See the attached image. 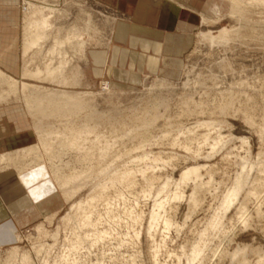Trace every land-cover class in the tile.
Returning <instances> with one entry per match:
<instances>
[{
  "label": "rangeland",
  "instance_id": "rangeland-1",
  "mask_svg": "<svg viewBox=\"0 0 264 264\" xmlns=\"http://www.w3.org/2000/svg\"><path fill=\"white\" fill-rule=\"evenodd\" d=\"M45 2L57 4L58 14L60 13L58 17L53 20L55 28L52 38L58 34L61 39L66 38L67 33L71 31V29L84 28L83 25L88 21L91 22L90 29L88 30L90 32L88 40L93 41L95 35L93 32L98 33L103 27L107 30L109 43L113 21V17L109 12L110 10L103 8L99 9L100 7L96 8L89 2H87L86 7L81 6L79 8L69 0H38L35 4L37 8H39ZM224 2L226 12L214 19L205 18L203 26L195 33L193 44L184 57L183 73L176 79L146 76L141 78L138 83L123 84V82L119 83V78L111 80V78L107 77H83L81 76L82 62L86 58L81 57L79 53L75 54L76 50H73L70 45H67L64 50L67 55L73 58L69 74L72 75L74 72L77 73L78 85L61 89L71 91L72 93L81 92L82 94L80 95L84 97L86 101L84 102L85 104H83L86 109L84 108L79 114L80 120L78 118L74 119L83 121L82 119L86 116L91 117L101 124V134L107 131L108 133L105 134L106 136L112 135L115 138L106 155L104 153L100 155L95 148L87 149L89 146L82 149L73 148L70 145L67 146V140H65L63 136L61 140L60 138L54 140L56 142L54 145L53 157L50 158L46 156L47 154H45L43 150L39 151L41 153L40 156H42H39V159H41L39 163L47 169L51 179V173L55 169L60 175L63 173L64 175H74L76 172L81 173L79 171L82 170L87 171V168L89 170H91V168L95 170L101 165L105 167L106 164H112L109 171L116 168L123 169L126 166L136 169L148 167V171H151L152 168L150 167L154 166L157 171L155 173H157L158 176L161 175L163 178H165V176H172V178L178 179L182 169L194 162L200 161L203 163L208 162L207 164L211 163L210 165L215 164L213 165L215 167V173L213 172V176L216 180L215 187L206 189L208 191L205 189V191L203 189H201L202 191L200 190L199 196L201 204H199L189 219H186V215H184L189 212L188 201L184 199L181 202H174L175 204L173 205L176 206L177 210L174 206L172 214H176L173 215L176 225L173 226L170 233L173 242L170 239H168L167 242V248L169 249H178L180 243H188L195 235L196 230L201 228L200 226H202L205 221L204 218L208 217L209 213L212 214V209H215L221 202V196L223 197L221 194H225L226 189L230 187V182L237 171V155L244 156L247 154V151H245L247 147L242 145L239 137L248 138L252 157H256L259 151L264 149V144L258 133V126L264 121V4H249L247 0H224ZM234 2H242L239 12L232 13L231 8ZM22 13L24 17L25 13ZM74 21L78 23L72 24ZM91 32L94 35H92ZM52 38L50 37L47 41L46 48L50 46ZM95 39H97V37H95ZM211 39H214V42ZM93 42L88 43L87 49L93 48ZM43 55V53H40L32 58L33 54H31V58L34 61L31 63V66L43 65V62H45V59L42 58L45 57ZM71 68H73L74 71H72ZM14 79L18 81L23 80L22 77ZM27 81L29 83L44 85L49 89H60L56 87L54 83L50 82ZM6 89H8L6 86H0V91ZM11 100L21 101L23 106L25 105L24 98L21 94L15 98L12 96ZM24 108L29 115L27 108L25 106ZM29 117L30 120H34L30 115ZM152 119H156L155 122L151 126L145 128V120L152 121ZM210 119L220 121L223 127L221 129L222 133L226 135L233 134L235 138L229 142L224 149L212 156L213 158L210 157L205 159L207 155L206 152L208 153V151H210V145L206 143L207 145L203 147V144H201L202 142H199L198 139L190 138L187 129L196 126V122L199 120ZM250 120L255 124L249 123L248 121ZM51 122L53 127L56 128L55 131L60 132L62 129H65V122L62 124L60 119H54ZM122 125L124 126L122 127ZM109 132H111V134ZM205 132L207 131L204 129L199 130L200 135ZM215 133L216 132H212L211 140L215 138ZM200 135H198V137ZM37 141L39 140L37 139ZM86 142L89 143L88 141ZM57 143L60 144L61 147H59L60 145ZM63 143L67 145L65 146ZM198 144L202 145L201 148L203 149L201 150L203 158L201 156L195 157V153L199 148ZM185 146L190 147L189 150L186 149ZM55 151L57 153H55ZM229 152H232V155L229 154ZM145 153H149L151 157L152 155L156 156L161 154L163 160L168 163L163 164V162H158V167H156V165L151 162L152 158L149 160L144 156ZM224 154L227 156L224 157ZM134 159H136V161H133ZM24 161L23 163L25 164H23V168H19L20 170H24L28 167V164L30 165L32 163L28 159ZM16 164L18 163L14 161L5 165H0V172L3 171L1 167L16 169ZM108 173L110 172H106L95 178V181L90 180V184H88L82 193L76 196L74 200L85 198L100 179H104ZM203 174L205 180H207L208 176L205 171H203ZM137 176L138 181L141 182L142 177L140 178V174ZM54 182L57 187V182ZM140 184H142V182ZM143 185L144 184L140 186L137 185L136 187L139 186L141 188ZM139 187L135 190V188H127L126 185H119V188H121L119 190H122L124 194L123 199L119 198V214H122L119 216H122L123 221L119 222L120 228L118 227L117 229H119L118 232L122 231V236L120 237H124V239L127 237V231L130 230V232L133 233L134 230L140 228V225H133L128 215H125L126 211L123 213V210H126V206H128L126 204L130 205L127 208L132 207V205L135 207L136 202L133 200H137L140 208L137 205L135 209H138V212L140 210L145 212L143 214L141 211L145 216L144 219L148 217L149 210L152 206L151 199L149 198V200H147L148 198H144L140 191L142 189ZM191 188L192 184L186 186V195L191 193ZM130 190L133 191L130 192ZM60 191L61 190L58 189L60 195L63 196L62 191ZM263 194L262 196H264ZM216 196L218 198H216ZM126 198L127 200H125ZM262 199H264V197ZM261 201L264 200L258 201L253 199L249 202L248 212L251 214L249 215L251 219L250 226L248 225L249 227L246 226V228L243 227L242 222L237 219V217L232 216L234 212L232 211V214L230 211L227 220L231 221V223L226 221L228 236L227 238H221L222 243L219 241H217V243L219 242L220 245L223 244V246L229 248L236 247L238 244H249V246H253L254 248L261 247L264 250V202L263 204L261 203L262 213L256 214L255 211L257 205H260L258 203ZM211 206L214 208L211 209ZM99 210L102 213L105 212L103 205L99 206ZM69 212L70 204L64 199L60 211L47 214L40 222L22 228L16 234V243L3 247L2 250H0V264H22L20 261H15L11 256L9 249L13 246H19L21 250L30 254V264H41L40 260L42 257L34 252L35 249H37H34V247H38L41 244H53L52 242L55 241L52 240L48 234H52L59 229L61 234L59 238L60 241L57 242V249L61 248V244L63 245L64 240H67L65 230L66 232L69 230V227L65 226L62 218ZM54 213H56V216L52 219V222L49 223L46 218ZM231 216L235 219L231 220L232 218H229ZM42 222L48 234L42 235L38 234L36 231V225ZM127 222L130 223L129 225L127 224L128 226L126 225ZM178 224L180 227L177 226ZM125 227L128 229H125ZM176 227H179V230ZM99 228L109 229L108 231L110 232V225L106 224L104 227V224H102L99 225ZM111 232L114 233L115 231ZM160 232L158 237H160ZM228 237H232L233 241H229ZM118 242L119 234L116 235L115 240L110 241L109 245L104 246L100 244L96 249H88V247H85L77 253L80 256H76L75 263H71L70 261L65 264H87L88 262H92V264H135V262L130 260V253L128 252H132V248L135 249L136 247H131L132 244L126 242V245L122 248L123 252H120L117 248ZM140 244L139 247L144 251V257L143 263H139L141 260L135 258L138 262L137 264H150L151 259L147 253V238L145 234L142 235ZM57 249L55 250L57 251ZM55 250L54 253L52 252L53 254L51 253L52 259L54 255L58 253ZM88 251H90V253H88ZM163 259L168 260L167 255L163 254ZM251 259L256 260L254 255H251ZM217 261L218 260L210 262V264H216ZM224 264H228V262L226 261Z\"/></svg>",
  "mask_w": 264,
  "mask_h": 264
},
{
  "label": "bare ground",
  "instance_id": "bare-ground-1",
  "mask_svg": "<svg viewBox=\"0 0 264 264\" xmlns=\"http://www.w3.org/2000/svg\"><path fill=\"white\" fill-rule=\"evenodd\" d=\"M24 1L27 8L22 11L25 13L23 18V58L26 60V62L23 61L26 63L21 76L23 80L18 81L0 72V86L4 85L8 88L6 90L0 91V104L9 102L12 99V96L15 98L21 94L25 101L24 106L27 108L29 115L34 119L33 130L39 141L22 149H17L15 151L0 155V165H5L16 161V163H18L16 164V168L19 169L23 168V164H25L23 163L25 162L24 160L28 159L32 163L30 165L28 164V167H26L25 170L33 166H38L41 164L39 163V160H41L39 159L41 154L39 151L43 150L45 151V154H47L46 156H49L50 158L53 157V151L55 147L54 145L56 142L54 140L59 138L61 140L63 137L65 140H67L66 143H68V145L63 143L65 146L70 145L77 149H82L86 148V146H89L87 149L95 148L98 150L97 153H100V155H103V153L106 155L115 137L112 135L106 136L105 134L108 133L107 131L104 134H101V124L91 117L86 116L82 119L83 121H79V114L84 110L85 106L83 104L86 102L84 97L80 95L82 93H72L71 91L61 89L78 85L77 73L74 72L72 75L69 74L70 65L73 58L67 55L64 48L67 45H70L73 50H76L75 54L79 53L81 57L86 58L88 43L94 41V46L92 47H100L108 44L106 28L102 27L98 33L93 32L95 35L91 32L92 35H94L93 41L88 40L90 33L88 30L90 29L91 25V22L88 21L85 25H83L84 28L71 29V31L67 33L66 38L61 39L59 34L52 38L55 28L53 20L60 14H58L59 11L56 7L57 4L45 2L42 6L37 8L35 2L38 0ZM69 1L77 5L79 8L81 6H87L86 0ZM247 1L249 4H264V0ZM241 3L242 2L233 3L231 8L232 13L239 12ZM77 23V21H74L72 24ZM50 37L52 38V42L50 46L46 48V43ZM95 37H97V39H95ZM211 40L214 42V39ZM40 53L44 54L43 56L45 57L42 58L45 59V62H43V65L39 64L32 67L31 63L34 62L32 58ZM31 54H33L32 58ZM71 70L74 71L73 68H71ZM27 80L42 83H54L55 86L60 89H49L44 85L29 83ZM74 118H78L79 120H75ZM54 119H60L62 124L65 122V129H62L60 132L55 131L56 128L53 127L51 122ZM155 120L156 119H152V121L145 120L144 127L146 128L151 126ZM248 122L255 124L251 120ZM123 126L124 125H122V127ZM222 128V123L220 121L210 119L199 120L196 122V126L187 129L190 138L192 137L193 139H198L199 142H202L201 144H203V147H205L207 144L210 145V151H208V153L206 152L207 155L205 159L216 155L235 138L233 134H223L221 131ZM258 128V133L262 143L264 144V121L258 126ZM200 129H204L207 132L203 134L201 133L200 135ZM212 132H216V136L211 140ZM109 133L111 134V132ZM198 135L200 136L198 137ZM239 140L243 146L247 147V150H245L247 151V154L244 156L239 154L237 155V171L235 172L234 178L230 182V187L226 189L225 194H221L223 197L221 196L222 200L220 203V200L218 201L219 205L215 209H212L215 207V205L214 207L211 206V209L213 210L212 214L209 213L208 217L204 218L205 221L203 222L202 226H200L201 228L196 230L193 238H191L188 243H180L178 249L167 248L168 239L173 242V238L171 237L170 233L173 226L176 225L173 217V215L176 214H172L175 206L173 204L186 199L188 201L189 212H186L187 214L184 215H186V219H189L199 204H201L199 196L200 190H206L215 187L214 185L216 184V180L213 176L215 173V167L213 165L215 164L210 165L211 163L207 164L208 162L203 163L200 161L194 162L193 164L182 169L178 179L172 178V176H165V178H163L161 175L158 176L157 173H155L157 171L155 170L154 166L150 167L152 168L151 171H148V167L136 169L129 166H126L123 169L116 168L112 171H109L112 164H106L105 167L101 165L97 169L94 168L95 170L92 168L89 170L87 168V171L82 170L79 171L81 173L76 172L74 175H64V173H61L62 175H60L56 169L53 170L52 173L50 172L52 179L57 182V187L62 191L65 201L70 204V212L62 218L65 226L69 227V230H67V232L65 230L67 240H64L63 245L61 244L60 246L61 248L57 249V242L60 241V230L58 229L56 232L48 234L43 222L36 225L35 229L38 234H48L52 240L55 241L52 242L53 244L49 243V245H46L44 243L45 245L41 244L38 247H34V249L37 248L34 252L42 257L40 260L41 264H65L69 263L70 261L71 263H75V259L77 258L76 256H80L77 253H79L85 247H88V249H96L100 244H103L104 246L109 245L111 240L116 239L117 234H119L117 248L120 252H123L122 248L126 245V242L132 244L131 247H136L135 249L132 248V252H128L130 253V260L135 262V264L138 263L135 258L141 260L139 263H143L144 251L141 249V247H139L143 234H145L147 238V253L151 259L150 264H208V262L210 264V262H214L216 260H218L216 264H224L226 261L228 264H264V250L261 247L254 248L253 246H249V244H238L236 247L229 248L223 246V244H219L222 237L227 238L228 236L226 230V221H229L227 220V216L230 211L231 213L232 211L234 212V214L232 213V216L237 217V219L242 222L243 227L246 228V226L250 224L251 219L249 216L251 214L248 212L249 202L253 199L258 201L264 200L262 199L264 197L262 196L264 191V149L260 150L256 157H252V151L250 149V142L248 138L239 137ZM201 146L202 145H199V148L195 153V157H202L203 153L201 149L203 148H201ZM59 147H61V145ZM185 147L188 150L190 148L187 146ZM56 151L55 153H57ZM229 154L232 155V152H229ZM144 156L149 160L152 158L151 162L154 163L156 167H158V162H163V164L168 163L167 161L163 160L161 154L156 156L152 155L151 157L149 153H145ZM223 156L226 157L227 155L225 156L224 154ZM133 161H136V159ZM5 169L7 168L1 167V170ZM203 171H205L206 175L208 176L207 180H205ZM106 172L110 173H108L104 179H100V181L94 186V188L90 190L89 194L86 195L85 198L74 200L75 197L80 195L87 185L90 184V180L95 181V178L105 174ZM138 174H140V178L142 177L143 179V181L141 179V182L144 185L141 186V188L139 186L142 184H140L141 182L137 179ZM189 184H192V190L189 195H186L185 188ZM119 185H126L127 188H135V190L139 187L142 189L140 191L143 194V197L148 198L147 200L150 198L152 204L148 213V217L144 219L145 216L143 214L145 212L142 210L138 212V209H135V207L139 204L137 200H133L136 202V206L134 207L131 204L132 207L130 208H127L130 205L126 204L125 202V204L128 206H126V210H123V213L126 211L125 215H128V218L131 219L130 221H132L133 225H140V228H135L136 230H134L133 233H131L130 230H126L127 237L125 239L124 237H120L122 236V231L118 232L119 229H117L119 227V222L123 221L122 216H119L122 215L119 214V198L123 199L124 194L122 190H119L121 189L119 188ZM137 185L139 186L136 187ZM132 191L133 190H130V192ZM216 198L218 197L216 196ZM125 200H127V198ZM263 202L264 201L258 203L260 205H257L255 210L256 214L262 213ZM101 205L104 207V213L99 210V206ZM55 216L56 213L52 214L46 219L49 223H51ZM232 216L229 218H232ZM234 219L232 218L231 220ZM229 222L231 223V221ZM102 224H104V227L106 224L110 225V232L108 231L109 229H100L99 225ZM127 224L129 225L130 223L127 222L126 225ZM131 225L130 227L132 229ZM177 226H179V224ZM125 229L128 228L125 227ZM111 231L115 232L112 233ZM159 232L160 237H158ZM228 239L229 241H233L232 237H228ZM217 241L219 242L217 243ZM55 249H57V251ZM54 250L58 253L54 255L52 259L51 253H54ZM9 252L15 261H20L22 264H30V254L21 250L19 246H13L9 249ZM88 253H90V251H88ZM163 254L167 255L168 260L163 259ZM251 255H254L256 260L251 259ZM87 264H92V262H88Z\"/></svg>",
  "mask_w": 264,
  "mask_h": 264
},
{
  "label": "crops",
  "instance_id": "crops-1",
  "mask_svg": "<svg viewBox=\"0 0 264 264\" xmlns=\"http://www.w3.org/2000/svg\"><path fill=\"white\" fill-rule=\"evenodd\" d=\"M22 0H0V72L21 78ZM113 17L109 43L87 49L81 76L138 83L146 76L168 79L183 73L184 57L205 18L226 12L224 0H86ZM21 101L0 104V155L37 142ZM64 198L42 164L0 172V250L16 243L22 228L60 211ZM55 214V213H54ZM49 217V216H47Z\"/></svg>",
  "mask_w": 264,
  "mask_h": 264
},
{
  "label": "built area",
  "instance_id": "built-area-1",
  "mask_svg": "<svg viewBox=\"0 0 264 264\" xmlns=\"http://www.w3.org/2000/svg\"><path fill=\"white\" fill-rule=\"evenodd\" d=\"M27 8L26 3L24 0L21 1V9L24 11Z\"/></svg>",
  "mask_w": 264,
  "mask_h": 264
}]
</instances>
